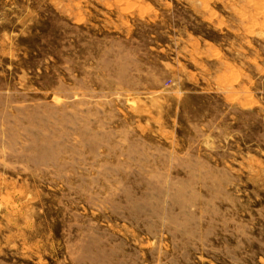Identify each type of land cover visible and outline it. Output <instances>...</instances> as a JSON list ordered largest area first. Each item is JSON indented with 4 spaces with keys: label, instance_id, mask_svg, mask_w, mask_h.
<instances>
[{
    "label": "rangeland",
    "instance_id": "obj_1",
    "mask_svg": "<svg viewBox=\"0 0 264 264\" xmlns=\"http://www.w3.org/2000/svg\"><path fill=\"white\" fill-rule=\"evenodd\" d=\"M0 264H264V0H0Z\"/></svg>",
    "mask_w": 264,
    "mask_h": 264
}]
</instances>
